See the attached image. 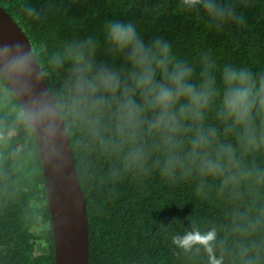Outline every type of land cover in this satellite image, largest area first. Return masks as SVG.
<instances>
[{
	"label": "trees",
	"instance_id": "trees-1",
	"mask_svg": "<svg viewBox=\"0 0 264 264\" xmlns=\"http://www.w3.org/2000/svg\"><path fill=\"white\" fill-rule=\"evenodd\" d=\"M228 2L245 23L230 20L218 30L203 13L182 9L180 0H0L30 41L66 127L86 200L88 264H240L237 242L244 237L234 229L241 217L255 219L264 211V184L225 183L223 176L202 177L196 170L164 176L153 134L143 136L150 153L143 167L129 163L130 146H113L111 113L96 125L97 114L77 108L70 91V45L103 41V25L111 19L131 20L146 40L163 36L194 63L207 52L218 67L264 71V0ZM95 58L113 62L103 47ZM22 111L0 74V264H55L41 156L29 120L18 118ZM204 123L221 130L220 141L235 142L214 108ZM240 159L242 168H264V151ZM213 231L216 238L206 245L185 249L176 242Z\"/></svg>",
	"mask_w": 264,
	"mask_h": 264
},
{
	"label": "clouds",
	"instance_id": "clouds-1",
	"mask_svg": "<svg viewBox=\"0 0 264 264\" xmlns=\"http://www.w3.org/2000/svg\"><path fill=\"white\" fill-rule=\"evenodd\" d=\"M180 7L203 13L218 30L230 20L245 23L228 0H180ZM100 47L112 57V63L96 60ZM70 51L74 105L96 113V125L100 115L111 113L113 146H130L129 163L143 167L150 155L143 136L153 134L156 147L163 152L164 176L196 170L202 177L223 176L225 183L244 179L264 184V168H242L240 159L245 153L264 151V71L230 63L218 67L207 52L194 63L177 55L163 36L146 40L131 20H107L103 41L87 38L70 45ZM30 59V54H20L9 69L22 70ZM210 108L235 142L220 141L221 130L214 124L205 125ZM54 111L52 105L38 103L20 112L18 118L39 121ZM234 230L244 237L237 242L240 264H264V236L254 238L264 232V211L255 219L241 217ZM215 238L213 231L187 234L176 242L188 249Z\"/></svg>",
	"mask_w": 264,
	"mask_h": 264
},
{
	"label": "water",
	"instance_id": "water-1",
	"mask_svg": "<svg viewBox=\"0 0 264 264\" xmlns=\"http://www.w3.org/2000/svg\"><path fill=\"white\" fill-rule=\"evenodd\" d=\"M23 53L30 54L29 64L22 70H10L13 58ZM0 69L23 111L38 103L52 105L55 109L48 118L29 120L42 161L54 236L55 264H88L86 200L76 174L64 121L37 64L30 41L2 7Z\"/></svg>",
	"mask_w": 264,
	"mask_h": 264
}]
</instances>
